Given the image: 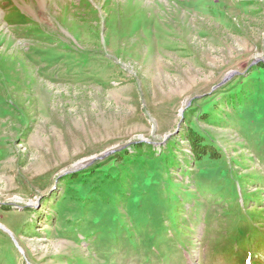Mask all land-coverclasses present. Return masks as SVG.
I'll return each mask as SVG.
<instances>
[{
	"label": "rangeland",
	"instance_id": "rangeland-1",
	"mask_svg": "<svg viewBox=\"0 0 264 264\" xmlns=\"http://www.w3.org/2000/svg\"><path fill=\"white\" fill-rule=\"evenodd\" d=\"M0 264H264V0H0Z\"/></svg>",
	"mask_w": 264,
	"mask_h": 264
},
{
	"label": "trees",
	"instance_id": "trees-1",
	"mask_svg": "<svg viewBox=\"0 0 264 264\" xmlns=\"http://www.w3.org/2000/svg\"><path fill=\"white\" fill-rule=\"evenodd\" d=\"M188 138H187V141L189 142V144H190V148H191V150H192V153H193V156H194V158H196L197 159V162H199L200 160L199 159H201L202 157H205V156H207L208 157V159L210 160V161H215V160H219L218 159V157H219V153L218 152H216L210 145H206V144H201L202 142L199 140L200 138H199V135H197L196 134V132H191V134H189V136H187ZM221 160V159H220ZM244 182V181H243ZM221 192H223L222 190H220V192H218V194L219 195H222L221 194ZM254 201H256L257 200V198H254L253 199ZM252 200V201H253ZM257 201H259V200H257ZM257 201H256V203H257ZM259 203V202H258ZM229 204V203H228ZM247 204V203H246ZM245 204V205H246ZM107 209V208H106ZM106 209L104 210H102V211H106ZM225 212V211H224ZM102 213H105V212H102ZM109 215H111L110 214V212H109ZM111 218V217H110ZM99 227H101V230H103V232L105 231V229H106V231H109V228H106L103 224H101V225H99ZM120 232V231H119ZM97 235L98 234H101V232L100 233H96ZM240 236H243L244 234H242V232H240L239 231V233H238ZM156 236H158V234L156 235ZM129 238H130V240H132L133 238L132 237H130L129 236Z\"/></svg>",
	"mask_w": 264,
	"mask_h": 264
}]
</instances>
